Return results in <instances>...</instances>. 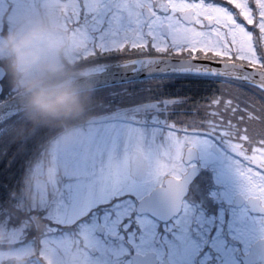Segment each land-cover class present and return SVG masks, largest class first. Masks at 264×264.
Masks as SVG:
<instances>
[{
	"label": "flooded vegetation",
	"instance_id": "flooded-vegetation-1",
	"mask_svg": "<svg viewBox=\"0 0 264 264\" xmlns=\"http://www.w3.org/2000/svg\"><path fill=\"white\" fill-rule=\"evenodd\" d=\"M108 4L120 8L127 0H94L84 11L93 13ZM68 6L66 0H0V38L22 28L37 29L50 69L47 79L89 74L113 63L144 58L136 57L141 48L130 44L122 32L107 36L106 30L94 38L88 31L90 24H66L62 13ZM0 66L7 87L0 102L28 89L20 67L7 53L0 54ZM230 87L217 76L171 73L62 96L68 100L60 106L65 113L63 132L80 138L72 149L96 152L91 140L103 136V161L58 167L57 195L46 193L39 238L32 241L25 233L39 215L19 212L13 215L14 230L7 233V240L16 246L38 242L41 247L49 232L65 234L77 240L73 248L103 254L101 261L106 264H264V197L253 195L227 141L193 136L188 149L176 157L183 156L179 168L172 171L175 165L170 166V175L161 171L171 126L210 123L211 98ZM241 89L235 91L244 95L248 89V98H238L254 107L259 104L253 84ZM178 90H185V98L176 97ZM260 104L264 106L261 100ZM106 140L114 144L107 146ZM71 183L81 186H63ZM57 202L61 204L57 212L64 215L58 221L53 214ZM70 217L72 221L65 220ZM49 222L61 227L49 231Z\"/></svg>",
	"mask_w": 264,
	"mask_h": 264
},
{
	"label": "snow or ice",
	"instance_id": "snow-or-ice-1",
	"mask_svg": "<svg viewBox=\"0 0 264 264\" xmlns=\"http://www.w3.org/2000/svg\"><path fill=\"white\" fill-rule=\"evenodd\" d=\"M64 8L65 23H84L92 37L122 32L130 44L139 46L136 57L171 59L176 64L223 68L226 62L238 65L237 76L221 77L227 92L211 98L210 123L178 127L168 131V156L162 158L161 171L170 175L183 162L176 157L186 151L193 136L219 137L227 141L231 155L239 161L245 181L257 198L264 197V106L245 103L236 89L253 84L264 94V4L261 0H225L223 4L208 0H127L120 8L108 4L104 9L86 13L94 0H75ZM107 39V37H105ZM0 99L7 94L5 81ZM219 91V90H218ZM264 102V96L260 97ZM207 111V109H206ZM181 144L183 147H181Z\"/></svg>",
	"mask_w": 264,
	"mask_h": 264
},
{
	"label": "rangeland",
	"instance_id": "rangeland-1",
	"mask_svg": "<svg viewBox=\"0 0 264 264\" xmlns=\"http://www.w3.org/2000/svg\"><path fill=\"white\" fill-rule=\"evenodd\" d=\"M30 116L31 115L25 118L15 117L6 121L0 126V136L5 134V130L12 129L21 120L29 118ZM101 128L102 127L97 129ZM69 132L71 131H65L53 139L45 147L44 154L40 152L37 160L33 162L35 166L31 167L29 170L23 196L21 201L17 204V207L19 208L17 211L25 212L32 216L40 214L46 200V193L48 192L53 196L57 195V184L59 183L57 177L58 167L61 169L67 164H70V166L80 165L83 161L90 163H100L103 161L101 152L106 146L103 136L96 135L91 140L92 142L90 145L97 148L96 152L91 150L90 153H78L72 149V147L78 145L80 138H75L74 134ZM113 144V141H107V146ZM77 184L81 186L80 183H76V185ZM76 185L74 183H71L68 186L63 184L65 188L69 187L70 189H73ZM55 203L56 200L53 201V205H55ZM60 206L61 204H59V202H57V206H53V214L59 216L57 218L54 217V220L57 221L64 217L63 213L57 212ZM13 212L14 211H8L6 209L0 211V217L2 218L0 223H3V226L0 225V241L3 240L2 238H6L4 240H7V233L10 230H14V222L12 220ZM48 218L51 219L50 216ZM65 220L70 222L73 218L70 217ZM48 228L49 231L57 229V227L50 224V222L48 223ZM25 233L28 234L27 230ZM76 243L77 240L71 239L70 237L68 238V236L63 234L60 236L49 235L46 241L41 242V247H39L38 242L37 244H34V246L33 244L28 243L11 249L1 247L0 264L5 262L6 264H14L13 261H18L16 264H106L101 261V257H104L103 254L97 253L96 255H92L90 252H85L78 247L73 248V244ZM28 258L29 260L25 261Z\"/></svg>",
	"mask_w": 264,
	"mask_h": 264
},
{
	"label": "trees",
	"instance_id": "trees-1",
	"mask_svg": "<svg viewBox=\"0 0 264 264\" xmlns=\"http://www.w3.org/2000/svg\"><path fill=\"white\" fill-rule=\"evenodd\" d=\"M227 91V89L223 90V92ZM97 92L99 93V91ZM183 92L185 90H178L174 94L177 98L179 96L185 98ZM242 92L243 89H241ZM99 95L104 96V93L100 92ZM261 96H264V94H257L259 105H261ZM240 97L248 98V89H245L244 95L241 94ZM62 114L65 113L60 106L52 105L48 109L34 107L16 116L25 118L31 115L29 118L21 120L12 129L5 130V134L0 136V211L6 209L14 211L13 215L14 213L15 215L20 214V211H17L19 210L17 204L23 196L28 171L32 163L37 160L44 146L64 130L63 119H61ZM38 219V221H31L29 225L30 232H27V236L32 240L38 239L41 232L39 228L40 215ZM0 221H2L1 217ZM0 225L3 226V223H0ZM4 242L10 241L5 240ZM4 242L0 243V248H14L12 244ZM28 260L29 258L26 259V261ZM3 264H6V262Z\"/></svg>",
	"mask_w": 264,
	"mask_h": 264
},
{
	"label": "water",
	"instance_id": "water-1",
	"mask_svg": "<svg viewBox=\"0 0 264 264\" xmlns=\"http://www.w3.org/2000/svg\"><path fill=\"white\" fill-rule=\"evenodd\" d=\"M189 62L184 61L176 64L171 59L159 60L150 57L135 58L108 66L97 68L89 74H64L53 76L48 79V87L56 96H65L74 94L81 90H88L107 86V84L139 80L153 75L171 74V73H192L201 75L222 77L237 76L241 69L238 65L226 62L221 69L207 66H197L188 68ZM5 73L0 66V81ZM0 85V93H2ZM37 106L33 101V94L28 90L21 91L16 95L0 102V126L11 118ZM105 118H98L94 121H103ZM186 178H190L187 176ZM141 259L140 257L135 258ZM140 264V262H134Z\"/></svg>",
	"mask_w": 264,
	"mask_h": 264
},
{
	"label": "clouds",
	"instance_id": "clouds-1",
	"mask_svg": "<svg viewBox=\"0 0 264 264\" xmlns=\"http://www.w3.org/2000/svg\"><path fill=\"white\" fill-rule=\"evenodd\" d=\"M40 34L35 28H22L0 38V54L7 53L21 69L34 103L42 108L65 105L68 100L54 95L48 87L49 66L39 45Z\"/></svg>",
	"mask_w": 264,
	"mask_h": 264
}]
</instances>
